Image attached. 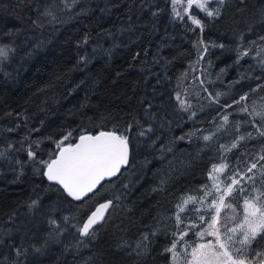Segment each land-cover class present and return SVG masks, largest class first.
Masks as SVG:
<instances>
[{"label":"trees","instance_id":"obj_1","mask_svg":"<svg viewBox=\"0 0 264 264\" xmlns=\"http://www.w3.org/2000/svg\"><path fill=\"white\" fill-rule=\"evenodd\" d=\"M207 7L219 15L194 5L177 16L172 0H0V264H171L177 205L211 187L213 164L229 165L218 177L243 176L258 161L254 185L264 191L261 122L240 111L264 104V0ZM102 131L128 138V163L77 200L41 161L55 158L57 142ZM240 135L235 149L220 148ZM104 201L103 220L81 237ZM193 208L209 219L189 203L180 229L200 242L194 233L207 224ZM261 250L264 237L249 252Z\"/></svg>","mask_w":264,"mask_h":264},{"label":"snow or ice","instance_id":"obj_2","mask_svg":"<svg viewBox=\"0 0 264 264\" xmlns=\"http://www.w3.org/2000/svg\"><path fill=\"white\" fill-rule=\"evenodd\" d=\"M219 3L223 4L224 0H219ZM172 5L173 12L177 16H180V12L177 11L178 6L182 7L184 13H188L194 5L210 17L219 15L218 10H208V0H187L186 5L182 4V0H172ZM189 19L193 25L203 29L200 19L194 15L189 16ZM260 39L264 40V36ZM6 56L7 50L0 47V57L6 58ZM261 64L264 65V60L261 61ZM247 98L248 94H245L234 103L239 104ZM177 100L184 110L191 106L179 94ZM240 111L261 122L259 127L256 124H253V127H257L259 134L264 136V104L256 105L254 103L251 110L246 104ZM222 119L227 124L229 117L224 115ZM238 130L239 123L237 124ZM143 134L141 133V135ZM247 135L248 138L252 136L251 133ZM71 136L70 132L64 137V140H68ZM245 138L240 135L231 143L230 147L221 144L220 148L224 152H229ZM203 139L209 141L212 137L204 136ZM57 149L55 158L41 161L46 168L43 174L49 181L60 184L69 196L77 200L96 188L105 177L116 175L121 166L128 163L129 157L128 138L118 135L116 132L102 131L98 135L82 134L79 141L74 144L69 143L62 146L61 142H57ZM34 155L33 151H28L29 159H33ZM259 159L264 160V156H260ZM257 164L258 161L252 163L243 176L238 171H233L231 175L225 174L223 177H218L216 174L223 173L229 165L213 164L208 172V179L212 181L211 187L207 184L203 185L200 190L202 195H189L183 199L181 204L177 205V231L172 233L171 244L164 250L171 254V264H264V250L255 251L254 255H250L249 252L257 238L264 237V191L254 185L253 170L257 168ZM248 173H253V175H248ZM261 176L264 177V165H261ZM249 182L253 184L251 191L244 186ZM221 185L224 187L221 188ZM253 192L256 194L252 195ZM237 194L242 198V204L235 202ZM205 201L209 202L205 203ZM35 203L34 201L33 204ZM189 203L201 204L203 212H206L209 217L206 219L204 214H200L201 208L192 209L198 213L200 223L207 224V227L194 233L200 242L186 241L184 237L188 233L180 229V225L185 219L180 213L185 212V205ZM110 204L111 201L100 204L88 216L86 222L79 229L81 236L93 234L90 229L103 218L104 211L109 208ZM224 210H231L233 215H225ZM51 223L55 224V221H51ZM190 228L196 229L197 225L193 223ZM144 240H148L147 235L144 236ZM137 247H146V245L138 244ZM36 251H40V249H36Z\"/></svg>","mask_w":264,"mask_h":264},{"label":"water","instance_id":"obj_3","mask_svg":"<svg viewBox=\"0 0 264 264\" xmlns=\"http://www.w3.org/2000/svg\"><path fill=\"white\" fill-rule=\"evenodd\" d=\"M107 202H109V201H104V202H101V203H99V204H97L93 209H92V211L88 214V216H90L91 215V213L93 212V211H95L96 210V208L97 207H99V205L100 204H103V203H107ZM107 211H108V209H106L105 211H104V215H103V218H104V216L106 215V213H107ZM88 216L85 218V220L83 221V223H82V225H81V227L83 226V224L86 222V220H87V218H88ZM103 218L101 219V220H99L95 225H93V227L94 226H96V225H98L102 220H103ZM80 227V228H81ZM92 227V228H93ZM91 230V229H90ZM81 236V235H80ZM81 237H84V236H81Z\"/></svg>","mask_w":264,"mask_h":264},{"label":"rangeland","instance_id":"obj_4","mask_svg":"<svg viewBox=\"0 0 264 264\" xmlns=\"http://www.w3.org/2000/svg\"><path fill=\"white\" fill-rule=\"evenodd\" d=\"M215 1H216V0H208V2H210V3H213V2H215ZM182 2H183V0H182ZM186 4H187V3H186ZM186 4H184V5H186ZM208 10H209V11H212L211 8H210V9L208 8Z\"/></svg>","mask_w":264,"mask_h":264}]
</instances>
